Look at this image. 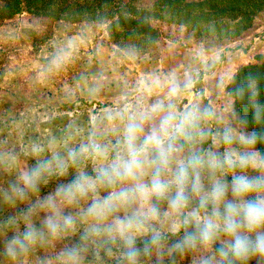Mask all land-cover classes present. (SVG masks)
Returning a JSON list of instances; mask_svg holds the SVG:
<instances>
[{"label":"clouds","instance_id":"9594fccd","mask_svg":"<svg viewBox=\"0 0 264 264\" xmlns=\"http://www.w3.org/2000/svg\"><path fill=\"white\" fill-rule=\"evenodd\" d=\"M47 31L0 23V264H264V65L229 26L104 0L25 54Z\"/></svg>","mask_w":264,"mask_h":264},{"label":"trees","instance_id":"16d2710c","mask_svg":"<svg viewBox=\"0 0 264 264\" xmlns=\"http://www.w3.org/2000/svg\"><path fill=\"white\" fill-rule=\"evenodd\" d=\"M104 0H0V18L9 19L22 12H28L48 22L59 21L66 13L93 11ZM115 5L119 0H110ZM179 12L192 18L194 22L201 18L213 16L222 21L234 36L246 30L255 16L264 11V0H175ZM127 34H124L126 38ZM121 39L120 35H117ZM250 67L264 65V58L255 63L246 64Z\"/></svg>","mask_w":264,"mask_h":264},{"label":"rangeland","instance_id":"374dc122","mask_svg":"<svg viewBox=\"0 0 264 264\" xmlns=\"http://www.w3.org/2000/svg\"><path fill=\"white\" fill-rule=\"evenodd\" d=\"M199 1V0H188ZM37 17L28 12H22L9 19H1L0 23H11L15 21L27 20L28 18ZM48 31L43 38H34L27 46V52L25 54L39 55L40 51L46 47V41L53 36L56 32L57 22H48ZM233 29L232 31H234ZM119 40L118 38H116ZM230 47L235 49L234 55L237 57L240 64L246 65L249 63H255L261 57L264 58V11L258 13L251 25L242 33L234 36L230 40ZM3 61H0L2 65ZM7 106V105H6ZM99 107L98 104H89L86 101H82L80 105L73 107H66L62 109L65 119L70 118L73 114H82L84 116L91 115L92 109ZM53 186H50V188ZM49 189H43L42 192L46 193ZM255 264V261L252 262Z\"/></svg>","mask_w":264,"mask_h":264}]
</instances>
